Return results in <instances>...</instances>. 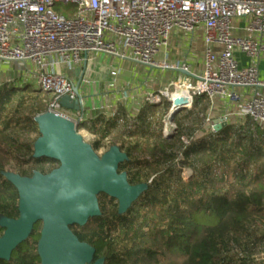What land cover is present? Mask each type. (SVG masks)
I'll list each match as a JSON object with an SVG mask.
<instances>
[{
	"label": "trees",
	"instance_id": "1",
	"mask_svg": "<svg viewBox=\"0 0 264 264\" xmlns=\"http://www.w3.org/2000/svg\"><path fill=\"white\" fill-rule=\"evenodd\" d=\"M40 93L27 85L0 84V216H19L18 190L4 172L31 176L59 165L33 155L40 135L35 116L46 111L41 102L46 93ZM209 106L206 95L195 96L192 108L176 114L178 132L172 138L153 128L159 106L152 103L133 117L123 107L109 115L98 109L80 123L97 152L119 130V147L129 156L119 171H127L131 184L148 183L125 213L116 198L101 193L102 214L72 226L81 241L96 248L95 259L103 257L104 264H264V125L250 118L240 125L234 118L208 132L203 122ZM198 130L205 135L195 138ZM45 163L57 165L47 170ZM186 168L189 180L183 177ZM41 229L39 222L0 264H41ZM3 232L0 227V236Z\"/></svg>",
	"mask_w": 264,
	"mask_h": 264
},
{
	"label": "built area",
	"instance_id": "2",
	"mask_svg": "<svg viewBox=\"0 0 264 264\" xmlns=\"http://www.w3.org/2000/svg\"><path fill=\"white\" fill-rule=\"evenodd\" d=\"M57 5L68 8L63 12ZM199 31L204 43L200 71H192L183 56L168 60L173 33L189 36ZM237 53L250 63L243 66ZM96 54L195 75L146 93L145 104H160L164 97L173 104L170 88L179 83L189 91L187 109L195 96L206 95L212 110L217 99L236 106L217 118L222 126L235 115L264 125V79L259 71L264 0H0V68L14 60L29 62L40 89L50 95L46 111L72 118L80 133V123L91 118L85 115L86 99L84 112L76 118L59 99L76 97L75 81L67 71L93 61ZM215 119L208 113L203 129L217 131Z\"/></svg>",
	"mask_w": 264,
	"mask_h": 264
},
{
	"label": "water",
	"instance_id": "3",
	"mask_svg": "<svg viewBox=\"0 0 264 264\" xmlns=\"http://www.w3.org/2000/svg\"><path fill=\"white\" fill-rule=\"evenodd\" d=\"M179 71L195 76L184 69ZM84 72L74 86L76 97L64 95L59 99L62 108L84 112L87 96L80 92ZM184 108V100H175L167 115L170 122ZM35 121L40 135L34 143V157L54 159L59 165L47 173L35 170L31 176L4 172L18 190L19 216H0V227L4 228L0 259L10 260L14 250L41 222L38 240L41 264H104L103 257L95 259L96 248L81 241L72 226H84L91 217L102 214L101 193L116 198L119 212L125 213L148 183L131 184L127 171H119L120 163L129 160L128 154L119 145L99 154L78 131L72 118L45 111L36 115ZM214 124L217 131L223 127L217 119Z\"/></svg>",
	"mask_w": 264,
	"mask_h": 264
},
{
	"label": "crops",
	"instance_id": "4",
	"mask_svg": "<svg viewBox=\"0 0 264 264\" xmlns=\"http://www.w3.org/2000/svg\"><path fill=\"white\" fill-rule=\"evenodd\" d=\"M197 36L196 51L200 54V60L194 61L189 59L188 55L183 54L180 51L179 56L175 58L169 54L168 60L175 62L178 57L183 56L186 62L194 72L200 71L203 65V51L204 43L202 39V33L199 31L195 34ZM195 35L181 36L179 33H173V36L177 38H171L170 45L173 49L192 44L195 39ZM192 36L193 38H189ZM180 38H184L181 40ZM165 54L162 52L159 59H164ZM237 57L241 61L243 66L250 63L249 58L243 53H237ZM119 61L135 62L137 65H143L145 67V73L141 74L139 68L135 71L121 70L116 68V63ZM86 64V69L84 68ZM118 69V72L114 73ZM85 71V72H84ZM260 78L264 79V54L259 60ZM69 74L75 81V84L79 81L81 74L84 72L82 82L80 84V92L86 95L85 102V115L92 117L95 112L100 109L107 113V115L114 112L117 108H125L130 114L141 109L144 103V97L148 92H156L166 86H169L172 82H176L181 76L186 75L177 69H162L149 66L147 64L137 62L133 59L113 57L104 54H96L94 60L88 63H81L75 68L71 69ZM176 76V78H174ZM211 103L208 109V113L211 111L215 115V118L221 117L227 111H234L236 106L228 103L227 101L216 100L214 104V110H212ZM94 107L96 109H94ZM103 107V108H102ZM207 113V114H208ZM77 117V116H76ZM236 119L243 125L247 122L249 117L233 116L232 119ZM231 119V120H232Z\"/></svg>",
	"mask_w": 264,
	"mask_h": 264
},
{
	"label": "rangeland",
	"instance_id": "5",
	"mask_svg": "<svg viewBox=\"0 0 264 264\" xmlns=\"http://www.w3.org/2000/svg\"><path fill=\"white\" fill-rule=\"evenodd\" d=\"M57 10H66L68 7L63 6V5H57L55 7ZM173 38H177V36H173ZM189 38H193L192 36H190ZM194 40L192 41L191 46L189 47L188 45H184L181 47V50H179L178 48H180L178 45L177 49H173L171 48V57L175 58L176 56H179L180 51L184 52L183 54L188 55L189 59L194 60V61H199L200 60V54L196 51L195 47L197 45V36H194ZM181 40H183L184 38H180ZM116 68L121 69V70H132L135 71L139 68V71L141 72V74L145 73V67L143 65H137L135 62H130V61H119L116 63ZM118 69L114 72H118ZM72 74V72H70V70L67 71V73ZM68 73V75H70ZM71 76V75H70ZM176 78V76L174 77ZM192 82H194V79L192 80ZM16 84V86H24L27 85L29 87H33L36 90H38L39 92L43 93L40 90V87L38 85L37 79L35 74L33 73V70L30 68V63L29 62H25V61H10V62H6L4 63L3 67L0 68V84ZM170 90H174V87L172 86L170 88ZM40 93V94H41ZM50 100V95L49 94H41V102L44 104V106L47 109V105L48 102ZM166 100L169 101V99L167 97L163 98V101L158 104V109H156V117L155 120L153 122V128L155 129H159L160 127L162 128V133L166 138H172L174 137L177 132V124L174 122L172 123V127H166V117L171 109L172 103L169 101V106H167ZM168 107V109H167ZM167 109V110H166ZM187 108H184L180 111H184ZM140 109H138V111L134 112L133 114H137L139 112ZM45 112V111H44ZM68 114L72 117H75L79 115L78 111H73V110H68L67 111ZM184 113V112H183ZM132 115V114H131ZM134 123V121H132ZM118 129H124V128H118ZM118 131L119 130H115L110 137H108V139L105 140V146L104 148H102L98 153L99 154H103L105 151H107L111 146L113 145H119L121 140L119 138L118 135ZM211 132V131H208ZM82 134L85 136L86 141L88 142H93V136H91L90 134H87L86 131L84 129H82ZM205 135L201 130H198L194 137L195 138H199L201 136ZM31 139H35L37 137V133L33 132L30 135ZM189 139V138H187ZM47 170L51 167L56 166V163H45L42 164ZM10 168H14V164H12L10 166ZM13 172L14 169H12ZM17 173V172H16ZM191 176V171L186 168L183 172V177L185 180H189Z\"/></svg>",
	"mask_w": 264,
	"mask_h": 264
},
{
	"label": "bare ground",
	"instance_id": "6",
	"mask_svg": "<svg viewBox=\"0 0 264 264\" xmlns=\"http://www.w3.org/2000/svg\"><path fill=\"white\" fill-rule=\"evenodd\" d=\"M170 96L173 98L174 101L175 100L177 101L178 99H180V100H184L186 103L188 102V99H189V91L187 90V88H185L184 86H181L178 83L176 89L170 92ZM174 101H173L172 106L174 105ZM166 123H167L166 125L167 127L173 126L169 118L166 120Z\"/></svg>",
	"mask_w": 264,
	"mask_h": 264
}]
</instances>
